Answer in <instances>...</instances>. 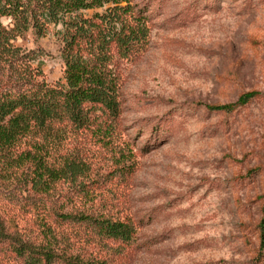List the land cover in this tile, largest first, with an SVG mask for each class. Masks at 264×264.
Returning a JSON list of instances; mask_svg holds the SVG:
<instances>
[{"label":"rangeland","instance_id":"1","mask_svg":"<svg viewBox=\"0 0 264 264\" xmlns=\"http://www.w3.org/2000/svg\"><path fill=\"white\" fill-rule=\"evenodd\" d=\"M134 2L151 14L145 47L118 62L121 142L134 169L104 182L114 143L94 129L79 147L95 179L91 210L132 223L135 234L124 244L78 232L72 249L108 264H264V0ZM15 43L41 52L49 84L62 78L52 27ZM247 92L252 99L232 112L208 109Z\"/></svg>","mask_w":264,"mask_h":264},{"label":"trees","instance_id":"2","mask_svg":"<svg viewBox=\"0 0 264 264\" xmlns=\"http://www.w3.org/2000/svg\"><path fill=\"white\" fill-rule=\"evenodd\" d=\"M150 16L134 0H0V264H108L74 251V235L133 240L132 223L91 210L88 185L95 179L79 144L94 129L114 143L116 168L104 182L133 171L129 140L121 142L118 62L145 47ZM51 27L60 39L63 73L49 84L41 52L15 42L29 31L45 36ZM253 96L208 109L232 112ZM59 184L66 185L63 194L54 193ZM23 220L29 230L20 228ZM258 229L262 255L264 205Z\"/></svg>","mask_w":264,"mask_h":264}]
</instances>
